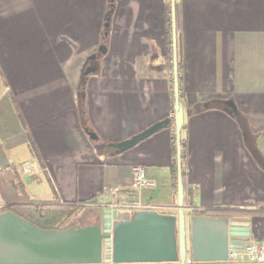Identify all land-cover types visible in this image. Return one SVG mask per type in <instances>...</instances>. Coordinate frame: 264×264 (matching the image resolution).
<instances>
[{"label":"crops","instance_id":"obj_1","mask_svg":"<svg viewBox=\"0 0 264 264\" xmlns=\"http://www.w3.org/2000/svg\"><path fill=\"white\" fill-rule=\"evenodd\" d=\"M113 3L105 26L109 0H0V168L14 164L31 199L95 209L84 224L111 206L140 211L136 203L177 213L171 126L118 154L106 147L172 112L170 0ZM179 3L185 213L249 217V240L264 244V170L227 106L206 107L231 101L247 116L264 156V0ZM105 28L106 52L84 89L93 140L80 121L77 91ZM195 108L204 109L189 113ZM24 162L32 164L27 174ZM135 164L145 167L154 187L131 186ZM111 186L115 203L104 195Z\"/></svg>","mask_w":264,"mask_h":264},{"label":"water","instance_id":"obj_2","mask_svg":"<svg viewBox=\"0 0 264 264\" xmlns=\"http://www.w3.org/2000/svg\"><path fill=\"white\" fill-rule=\"evenodd\" d=\"M174 2L170 0L173 95L178 104L174 116L153 123L123 141L106 143V147L112 148L111 154L121 153L173 123L177 213L104 208L95 224L41 228L5 210L0 212V264H185L187 256L194 263L218 264L226 259L229 247L241 249L250 239L249 217L187 216L185 213L180 145L184 111L179 102ZM105 52L106 46L99 45L87 57L82 74L95 73L97 66L92 62ZM223 104L229 113L235 112L231 101ZM87 133L90 139H97L93 132Z\"/></svg>","mask_w":264,"mask_h":264},{"label":"trees","instance_id":"obj_3","mask_svg":"<svg viewBox=\"0 0 264 264\" xmlns=\"http://www.w3.org/2000/svg\"><path fill=\"white\" fill-rule=\"evenodd\" d=\"M175 27H176V40H177V71L178 80L180 82L179 70L180 63L178 59V35L180 30V3L179 0H175ZM113 0H109V9L107 17L111 15L113 10ZM107 13V14H108ZM108 17V18H109ZM170 9L167 10L165 18V25L167 27L166 33V49L168 53L172 52V38H171V20ZM107 28L104 29V36L101 40V44L106 45ZM96 61V60H95ZM90 63V62H88ZM97 63V61H96ZM98 67V66H97ZM85 65L83 67V70ZM82 70V71H83ZM88 75L81 74L79 89L77 91V102L80 114V121L83 128L89 132L91 127L89 126L86 106L84 101V89ZM182 97V91L179 86V98ZM207 108H223V101L213 100L206 105ZM204 108L190 109L189 113H195L203 110ZM235 121L237 122L243 141L253 158L257 161L258 165L264 170V156L261 154L256 145L257 134L253 133L249 127L247 116L235 109L234 113H231ZM181 145V161L184 160V141H180ZM174 153L176 148L173 147ZM175 166L173 165V168ZM184 173L182 170V182ZM184 189V182H183ZM0 199L3 203L0 207V212L9 210L15 214L23 217L24 219L32 222L41 228H59L74 212L78 209V204L70 202H60L57 200H34L31 199L25 189L24 181L22 180L17 167L14 164H7L0 168Z\"/></svg>","mask_w":264,"mask_h":264},{"label":"built area","instance_id":"obj_4","mask_svg":"<svg viewBox=\"0 0 264 264\" xmlns=\"http://www.w3.org/2000/svg\"><path fill=\"white\" fill-rule=\"evenodd\" d=\"M179 82V80H178ZM171 92H172V112L170 113L169 117L172 119L174 116V112L178 107V104L174 102V95H173V71L171 77ZM171 128L173 131V140H174V147L176 148L175 136H174V124H171ZM175 162H176V152L174 153ZM31 163L24 162L20 165V168L24 174L29 173L31 170ZM183 166V163H182ZM131 186L136 188H148L154 187L155 183L151 181L145 173V167L141 164H135L131 167ZM117 192V187H107L104 190V195L111 194L115 203V195ZM111 203V204H112ZM110 208H115L111 206ZM133 208L136 210H144V209H151L152 205L150 204H141L136 203L133 205ZM218 264H264V244L255 240H248L246 241L241 249L235 247H229L227 250L226 259L223 261L216 262ZM185 264H215L213 262H200L194 263L192 260L187 256L185 260Z\"/></svg>","mask_w":264,"mask_h":264},{"label":"rangeland","instance_id":"obj_5","mask_svg":"<svg viewBox=\"0 0 264 264\" xmlns=\"http://www.w3.org/2000/svg\"><path fill=\"white\" fill-rule=\"evenodd\" d=\"M171 64V69H172V61L170 62ZM171 76H172V70H171ZM95 209H92L91 207H87V206H78V209L74 212V214L69 217L59 228H65L68 226H74V225H84L85 222V218L87 216V214L89 213H95V211H93ZM93 213V214H94Z\"/></svg>","mask_w":264,"mask_h":264},{"label":"flooded vegetation","instance_id":"obj_6","mask_svg":"<svg viewBox=\"0 0 264 264\" xmlns=\"http://www.w3.org/2000/svg\"><path fill=\"white\" fill-rule=\"evenodd\" d=\"M92 63L95 64V65L97 66L96 61H93ZM95 223H96V221H94V222H90V223H88V224H95ZM88 224H84V225H88ZM84 225H83V226H84ZM76 226H78V225H74V227H76ZM81 226H82V225H81ZM99 264H107V263L101 262V263H99ZM135 264H139V263H135Z\"/></svg>","mask_w":264,"mask_h":264}]
</instances>
